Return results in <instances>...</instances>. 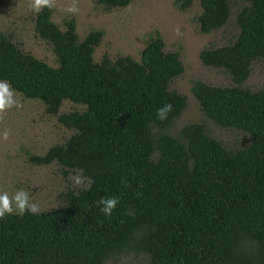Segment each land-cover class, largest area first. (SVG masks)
Returning <instances> with one entry per match:
<instances>
[{
    "label": "trees",
    "instance_id": "trees-1",
    "mask_svg": "<svg viewBox=\"0 0 264 264\" xmlns=\"http://www.w3.org/2000/svg\"><path fill=\"white\" fill-rule=\"evenodd\" d=\"M97 1L110 9L131 0ZM242 1L235 38L199 51L202 63L223 68L235 85H191L206 117L249 134V143L235 150L202 123L168 132L186 105L168 84L184 67L177 51L163 50L160 36L148 39L138 60L104 54L96 62L102 31L79 39L73 18L61 30L43 6L34 28L51 45L52 66L0 30V81L39 99L48 113L64 100L83 106L58 116L73 133L35 159L88 179L56 207L0 218V264H107L129 251L146 254L149 264H264V83L256 90L241 86L252 61L264 60V0ZM192 2L175 0L182 10ZM199 4L200 32L227 22L230 0ZM164 103L172 110L161 121L155 110ZM109 196L119 203L106 217L98 201Z\"/></svg>",
    "mask_w": 264,
    "mask_h": 264
},
{
    "label": "rangeland",
    "instance_id": "rangeland-1",
    "mask_svg": "<svg viewBox=\"0 0 264 264\" xmlns=\"http://www.w3.org/2000/svg\"><path fill=\"white\" fill-rule=\"evenodd\" d=\"M230 15L227 22L209 33L199 30L197 16L201 11L199 0L182 10L175 0H131L123 7L106 9L97 0H51V19L63 30L73 18L75 31L82 39L90 30H101L102 37L93 52V60L99 62L104 54L111 60L117 56L130 55L138 60L140 51L150 37L158 35L164 51H177L182 61L183 72L171 79L169 89H174L186 98V105L168 129L171 134L187 123H202L208 135L220 141L230 150L249 143L248 133L232 127H222L205 116L191 92L195 80L219 85H235L230 75L220 67L208 66L199 58V51L231 42L237 32L236 13L242 0H230ZM74 8L75 11H68ZM36 12L32 0H0V30L22 51L30 53L49 65L57 60L50 43L35 30ZM264 83V60L251 63L242 87L256 90ZM11 89V87H10ZM15 103L0 111V192L9 196L24 189L36 212L56 207L63 203L68 191L85 188L88 179L77 169H70L58 162L42 164L35 159L55 145L63 143L73 129L58 121L61 113L82 109V105L64 100L57 113H48L39 99L27 98L11 89ZM7 133V136H4ZM80 177V183L74 178ZM15 211V210H13ZM107 264H149L142 252L129 251L116 255Z\"/></svg>",
    "mask_w": 264,
    "mask_h": 264
},
{
    "label": "clouds",
    "instance_id": "clouds-1",
    "mask_svg": "<svg viewBox=\"0 0 264 264\" xmlns=\"http://www.w3.org/2000/svg\"><path fill=\"white\" fill-rule=\"evenodd\" d=\"M43 6L51 7V0H32V8L35 12H39ZM68 11H75L74 8H69ZM15 101L13 100V92L7 81H0V111L11 107ZM172 110L171 103H164L155 110V116L158 120H166L168 113ZM7 136V133H4ZM75 183H80V177L74 178ZM119 203V199L116 196H109L107 198H101L98 201L100 205V212L104 216H111L112 211ZM27 209L30 213H35L38 210V206L35 203L30 202L28 193L24 189H18L14 194L9 196L8 192H0V218L6 214H10L13 210L17 214L23 215Z\"/></svg>",
    "mask_w": 264,
    "mask_h": 264
}]
</instances>
